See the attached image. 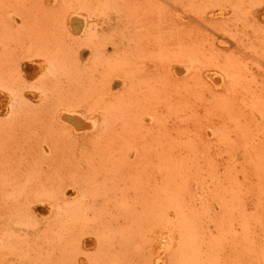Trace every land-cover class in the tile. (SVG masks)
Here are the masks:
<instances>
[{
  "label": "rangeland",
  "instance_id": "1",
  "mask_svg": "<svg viewBox=\"0 0 264 264\" xmlns=\"http://www.w3.org/2000/svg\"><path fill=\"white\" fill-rule=\"evenodd\" d=\"M0 264H264V0H0Z\"/></svg>",
  "mask_w": 264,
  "mask_h": 264
},
{
  "label": "bare ground",
  "instance_id": "2",
  "mask_svg": "<svg viewBox=\"0 0 264 264\" xmlns=\"http://www.w3.org/2000/svg\"><path fill=\"white\" fill-rule=\"evenodd\" d=\"M82 11H84V10H82ZM87 11H89V10H87ZM67 25H68V29H70L74 34H76L77 36L81 35V33L84 30V25H85L84 16H82L80 14H70V16H68V24ZM65 27H66V25H65ZM81 125H82V123H81ZM82 126H84V124ZM160 221L161 222L158 223V227L156 225L157 228H154V229H156L154 231V234H153L154 236L153 235H151V236L155 237V239L159 241V247H160L159 249L161 250V247L164 246L163 244L168 245V246L173 244L175 236H176V234H175V231H176L175 230L176 229L175 223L176 222H175V220H170V219H166V218L162 219ZM156 243H158V242H156ZM157 245L158 244H156V246Z\"/></svg>",
  "mask_w": 264,
  "mask_h": 264
}]
</instances>
